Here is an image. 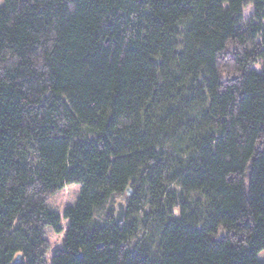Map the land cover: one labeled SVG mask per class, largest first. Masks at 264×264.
Listing matches in <instances>:
<instances>
[{"label": "trees", "instance_id": "1", "mask_svg": "<svg viewBox=\"0 0 264 264\" xmlns=\"http://www.w3.org/2000/svg\"><path fill=\"white\" fill-rule=\"evenodd\" d=\"M0 264H264V0H3Z\"/></svg>", "mask_w": 264, "mask_h": 264}, {"label": "rangeland", "instance_id": "2", "mask_svg": "<svg viewBox=\"0 0 264 264\" xmlns=\"http://www.w3.org/2000/svg\"><path fill=\"white\" fill-rule=\"evenodd\" d=\"M2 2H3V0H0V5L2 4ZM252 11H253V7H252L251 3H248L245 6H243V9H242L243 20L248 19L250 17V15L252 14ZM254 68L258 70L259 69V65L255 64ZM122 201H123V197L122 196H116L114 198L113 204L116 205L118 202H122ZM116 207L117 206H115V209H117Z\"/></svg>", "mask_w": 264, "mask_h": 264}, {"label": "water", "instance_id": "3", "mask_svg": "<svg viewBox=\"0 0 264 264\" xmlns=\"http://www.w3.org/2000/svg\"><path fill=\"white\" fill-rule=\"evenodd\" d=\"M116 210H115V219H116V222H121L122 221V218H123V211H124V205H123V202H118L116 204ZM18 258V256L16 257V259Z\"/></svg>", "mask_w": 264, "mask_h": 264}]
</instances>
